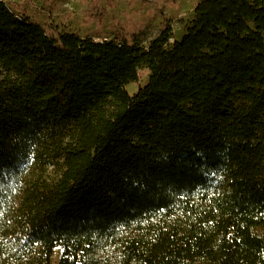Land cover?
I'll return each instance as SVG.
<instances>
[{
    "label": "trees",
    "instance_id": "obj_1",
    "mask_svg": "<svg viewBox=\"0 0 264 264\" xmlns=\"http://www.w3.org/2000/svg\"><path fill=\"white\" fill-rule=\"evenodd\" d=\"M194 10L145 49L0 3V264H264V0Z\"/></svg>",
    "mask_w": 264,
    "mask_h": 264
},
{
    "label": "rangeland",
    "instance_id": "obj_2",
    "mask_svg": "<svg viewBox=\"0 0 264 264\" xmlns=\"http://www.w3.org/2000/svg\"><path fill=\"white\" fill-rule=\"evenodd\" d=\"M6 5L18 16H28L32 22L41 26L51 23L60 26L70 33L80 34L83 37L94 36L101 42V37L110 40L115 36L125 33V27L129 22L139 25L140 31L135 38L141 47L149 49L151 43L160 36L162 31V12L172 20V39L170 46L175 41H180L195 21V3L201 0H174L176 5H163L159 0H115L116 7L110 8L104 2L102 8L105 16L102 22L92 21L88 11L90 0H6ZM171 4V3H170ZM141 79L139 82L129 83L126 86L131 95H135L140 88L148 84L150 72L146 67L139 70ZM4 74L0 66V76ZM56 175L54 166L47 167L46 176ZM167 216L163 215L156 221L164 222ZM175 220V219H173ZM64 248L58 246L52 257V264H59ZM114 249L102 254L107 257L114 256Z\"/></svg>",
    "mask_w": 264,
    "mask_h": 264
},
{
    "label": "built area",
    "instance_id": "obj_3",
    "mask_svg": "<svg viewBox=\"0 0 264 264\" xmlns=\"http://www.w3.org/2000/svg\"><path fill=\"white\" fill-rule=\"evenodd\" d=\"M0 3H7V1L6 0H0Z\"/></svg>",
    "mask_w": 264,
    "mask_h": 264
}]
</instances>
